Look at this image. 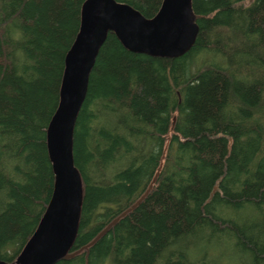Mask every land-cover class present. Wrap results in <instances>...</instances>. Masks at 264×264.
Instances as JSON below:
<instances>
[{
  "label": "trees",
  "instance_id": "trees-1",
  "mask_svg": "<svg viewBox=\"0 0 264 264\" xmlns=\"http://www.w3.org/2000/svg\"><path fill=\"white\" fill-rule=\"evenodd\" d=\"M85 0H0V260L48 205V124ZM153 17L163 0H118ZM177 57L108 31L73 131L83 187L55 264H264V0H192ZM173 118H175L173 122Z\"/></svg>",
  "mask_w": 264,
  "mask_h": 264
},
{
  "label": "water",
  "instance_id": "water-1",
  "mask_svg": "<svg viewBox=\"0 0 264 264\" xmlns=\"http://www.w3.org/2000/svg\"><path fill=\"white\" fill-rule=\"evenodd\" d=\"M191 1L163 0L151 18L118 0L83 2L79 31L65 56L58 106L47 127L54 188L35 232L15 262L0 260V264H55L70 255L83 195L82 179L73 159V131L106 34L113 32L132 52L167 58L180 56L191 48L198 33Z\"/></svg>",
  "mask_w": 264,
  "mask_h": 264
},
{
  "label": "rangeland",
  "instance_id": "rangeland-1",
  "mask_svg": "<svg viewBox=\"0 0 264 264\" xmlns=\"http://www.w3.org/2000/svg\"><path fill=\"white\" fill-rule=\"evenodd\" d=\"M105 264H111L110 261H107Z\"/></svg>",
  "mask_w": 264,
  "mask_h": 264
}]
</instances>
